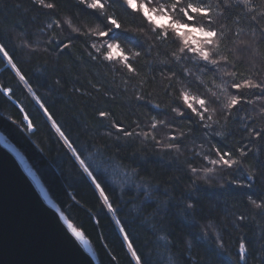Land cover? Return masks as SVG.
I'll use <instances>...</instances> for the list:
<instances>
[{"label":"snow or ice","instance_id":"6c2138e0","mask_svg":"<svg viewBox=\"0 0 264 264\" xmlns=\"http://www.w3.org/2000/svg\"><path fill=\"white\" fill-rule=\"evenodd\" d=\"M30 3L45 17L39 29L44 39H24L14 47L30 54L40 51L55 54L56 70L64 71L70 70L72 65L61 67L60 58L72 55L75 42L81 40L85 46L82 52V55L86 52L85 62H92L98 70L103 69L97 73L103 77L97 80L100 87L91 85L98 95L107 96L112 90L104 87L105 80L116 84L119 78L117 88H123L120 95L129 102L147 100L155 111V114L137 118L125 126L116 120L105 124L114 113L98 109L96 115L100 127L106 129L104 135L108 140L115 137L114 146L119 147L121 141L125 145L140 141L142 151L149 146L158 149L161 154L171 157L172 162L182 164L196 189L200 186L199 181L209 187L234 185L243 189L254 188L258 177L264 183V160L259 167L256 164L264 157V57L259 60L260 67H255L254 61L253 67L245 70L234 55L238 44L259 48L264 42V0H73L76 12L66 15L58 12L59 0H30ZM117 8L121 15L117 14ZM238 9L242 11L237 12ZM124 17H132L139 23L133 27L125 23ZM243 21L248 22L247 29L241 26ZM246 33L251 43L242 39ZM0 64L4 65L5 71L13 72L29 85L28 91L43 110L50 127L55 129L90 179L103 206L116 217L118 208L114 207L106 186H102L89 162L93 157L90 155L86 160L73 146L74 142L62 130L63 125L35 94L18 66L15 52L5 40H0ZM154 68L159 72L153 74ZM0 93L9 99L13 95L12 89L3 85H0ZM24 120L28 121L27 129L33 131V122L27 116ZM164 129L167 131L161 138L159 133ZM236 131L241 133V138L229 147L225 142ZM216 137L224 147L212 143ZM186 140H192L194 145L200 141L198 149L194 148L190 156H184ZM181 156H184L183 161ZM102 167L101 160L95 165V171ZM123 175L130 185L135 184L130 176L140 178L142 182L135 187L144 188L145 197L153 199L152 193L157 188L144 182L136 169ZM246 201L245 210L234 215L231 227L239 229L248 223L254 224L259 230L260 243L253 254L248 241L240 238L234 264H250V258L254 264H264V189L259 195H247ZM194 207V203H186L188 215H194L191 211ZM61 216L67 223L63 213ZM115 226L122 234L121 246L126 245L131 255L130 264H151L149 258L134 246L127 225L118 217ZM227 227L223 221L217 223L213 219L204 225V234L207 236L211 231L219 251L225 249L223 233ZM68 228L83 242L81 232L71 223ZM158 230L164 232L166 226L161 223ZM160 239L166 248L172 243L165 236ZM116 259L112 256L113 261ZM175 264H181L178 258ZM196 264L201 262L197 260Z\"/></svg>","mask_w":264,"mask_h":264},{"label":"trees","instance_id":"16d2710c","mask_svg":"<svg viewBox=\"0 0 264 264\" xmlns=\"http://www.w3.org/2000/svg\"><path fill=\"white\" fill-rule=\"evenodd\" d=\"M116 11L121 15L118 8ZM58 12L61 15L74 14L76 7L73 0H59ZM44 19L43 14L33 8L30 0H0V40L9 43L30 86L42 98L54 118L63 125L62 130L74 142L73 146L83 153L86 160L90 155L93 157L89 162L93 164L94 174L99 176L102 186H106L114 207L118 208L117 216L114 217L103 206L90 179L42 114L43 110L28 91L29 85L20 81L13 72L5 71L3 64H0V85L11 88L13 95L9 99L0 93V130L25 155L50 196L69 220L90 240L99 263L130 264L131 255L126 245L121 246L122 234L115 226L117 217L127 225L134 246L149 258L151 264H175L177 258L181 264H196L197 260L201 264H234L237 241L242 237L248 241L255 254L260 243L256 226L248 223L234 229L231 224L234 215L245 210L247 195H259L264 189L262 178H257L252 189L237 188L234 185H226L225 188L209 187L203 181L198 182L200 186L196 189L189 175L182 169V164L172 162L171 157L161 154L158 149L149 146L142 151L140 141L134 145H125L121 141L119 147L114 146L115 137L108 140L104 135L106 129L100 127L96 115L98 109L114 113L105 124L116 120L125 126L137 118H147L155 114V111L147 104V100L129 102L128 98L120 95L123 88H117L119 78L116 84H109L105 80L104 87L112 90L107 96L98 95L91 85L100 87L97 80L103 77L97 73L103 72V69L98 70L92 62H85L86 52L82 55L85 46L81 40L75 42L72 55L66 54L60 58L61 67L72 65L70 70L64 71L56 70L55 54L43 51L30 54L25 49L14 47L24 39L42 41L44 37L39 34V29ZM124 20L133 27L139 23L132 17H124ZM241 26L247 29L248 22L243 21ZM242 39L251 43L247 33ZM256 39H260L259 33ZM234 55L245 70L252 68L254 61L258 68L260 58L264 57V42L259 44V48L238 44ZM158 72V68L153 69V74ZM77 88L79 92L75 91ZM113 96L115 99H112ZM25 116L33 122V131L27 129ZM166 131L161 130L159 137L162 138ZM240 138L241 133L236 131L225 143L231 147ZM199 143L197 140L194 145L192 140H186L184 156H190L194 148L198 149ZM212 143L224 147L219 137L213 139ZM184 156H181V161ZM101 160L103 167L95 171V165ZM261 160L264 157L256 161L257 167ZM133 169L139 172L144 182L157 188L152 193L153 199L145 197L144 188L135 187V184L142 182L140 178L130 176L135 181L131 185L126 181L123 174H131ZM188 202L195 205L191 210L194 215H188L185 209ZM210 219L228 225L227 231L223 233V251L216 248V238L210 230L209 235L204 234V225ZM161 223L166 226L164 232L158 230ZM161 236L172 242L169 247L164 246ZM112 256H116V261L112 260ZM250 264H254L251 258Z\"/></svg>","mask_w":264,"mask_h":264},{"label":"water","instance_id":"95a60500","mask_svg":"<svg viewBox=\"0 0 264 264\" xmlns=\"http://www.w3.org/2000/svg\"><path fill=\"white\" fill-rule=\"evenodd\" d=\"M68 223L82 233L83 242ZM0 264H100L90 240L69 220L25 155L1 130Z\"/></svg>","mask_w":264,"mask_h":264}]
</instances>
